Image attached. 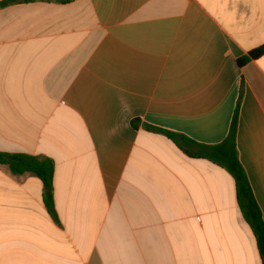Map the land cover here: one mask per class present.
<instances>
[{"label": "crops", "instance_id": "crops-1", "mask_svg": "<svg viewBox=\"0 0 264 264\" xmlns=\"http://www.w3.org/2000/svg\"><path fill=\"white\" fill-rule=\"evenodd\" d=\"M0 0V264H263L223 167L147 126L236 148L264 221V0Z\"/></svg>", "mask_w": 264, "mask_h": 264}, {"label": "trees", "instance_id": "trees-1", "mask_svg": "<svg viewBox=\"0 0 264 264\" xmlns=\"http://www.w3.org/2000/svg\"><path fill=\"white\" fill-rule=\"evenodd\" d=\"M33 0H11L2 5H7L10 2H29ZM67 1V0H63ZM264 55V45L251 51L248 55L238 60L240 67L249 63L252 60L258 59ZM237 113L233 118L231 131L228 138L221 144L215 146H207L199 144L183 135H179L167 130L147 126L148 129L165 135L178 147L183 149L189 156H197L206 158L213 163L225 168L235 179L237 188V198L241 210L246 221L254 230L259 251L264 264V221L257 202L253 196V192L247 178V175L239 161L236 148V127ZM0 165L7 166L12 174L22 175L30 173L37 176L44 184L45 201L51 209L53 207V163L48 159H38L35 157L22 154H4L0 153Z\"/></svg>", "mask_w": 264, "mask_h": 264}]
</instances>
